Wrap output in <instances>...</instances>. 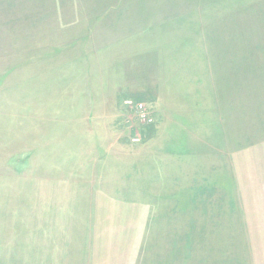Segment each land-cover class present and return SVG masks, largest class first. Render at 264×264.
I'll list each match as a JSON object with an SVG mask.
<instances>
[{
	"label": "rangeland",
	"instance_id": "obj_1",
	"mask_svg": "<svg viewBox=\"0 0 264 264\" xmlns=\"http://www.w3.org/2000/svg\"><path fill=\"white\" fill-rule=\"evenodd\" d=\"M0 264H264V0H0Z\"/></svg>",
	"mask_w": 264,
	"mask_h": 264
},
{
	"label": "built area",
	"instance_id": "obj_2",
	"mask_svg": "<svg viewBox=\"0 0 264 264\" xmlns=\"http://www.w3.org/2000/svg\"><path fill=\"white\" fill-rule=\"evenodd\" d=\"M125 104L132 105L131 108L140 121L147 123V124H150L154 121V118H153L151 112L146 108L144 103H142L140 101H136V102L132 103V101L127 100V101H125Z\"/></svg>",
	"mask_w": 264,
	"mask_h": 264
}]
</instances>
